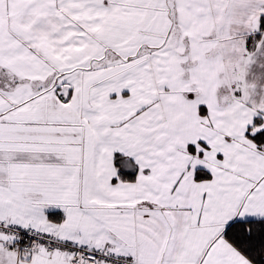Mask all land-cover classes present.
I'll list each match as a JSON object with an SVG mask.
<instances>
[{
    "label": "snow or ice",
    "instance_id": "1",
    "mask_svg": "<svg viewBox=\"0 0 264 264\" xmlns=\"http://www.w3.org/2000/svg\"><path fill=\"white\" fill-rule=\"evenodd\" d=\"M0 264H264V0H0Z\"/></svg>",
    "mask_w": 264,
    "mask_h": 264
}]
</instances>
